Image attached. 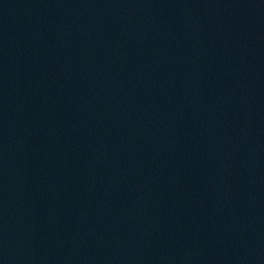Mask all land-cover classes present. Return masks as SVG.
I'll return each instance as SVG.
<instances>
[{
	"label": "water",
	"instance_id": "1",
	"mask_svg": "<svg viewBox=\"0 0 264 264\" xmlns=\"http://www.w3.org/2000/svg\"><path fill=\"white\" fill-rule=\"evenodd\" d=\"M0 264H264V0H0Z\"/></svg>",
	"mask_w": 264,
	"mask_h": 264
}]
</instances>
